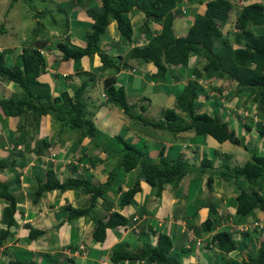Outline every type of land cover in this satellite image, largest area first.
Masks as SVG:
<instances>
[{
    "label": "crops",
    "instance_id": "1",
    "mask_svg": "<svg viewBox=\"0 0 264 264\" xmlns=\"http://www.w3.org/2000/svg\"><path fill=\"white\" fill-rule=\"evenodd\" d=\"M80 1H82L80 4L75 1L70 3L72 8L70 18H77L78 22L71 23L66 17L68 27L65 35L69 45L72 46L83 44L84 35L92 20L85 9L91 12L93 6L97 12L100 6L99 0ZM239 1L241 2L239 5H242L259 0H246V3H243L245 0ZM204 2L205 0L196 3V6L193 5L194 13L203 12ZM261 2L264 3L263 0ZM182 6L179 2L174 8L177 15L175 14L173 19H177V27L180 28L177 33L172 20V30L175 36L184 35L193 18L192 15L188 20L189 24L186 25L183 15L187 13V9L184 14H181ZM126 17L132 29L128 40L120 39L115 22L112 20L101 34L106 35L105 40L99 37L100 46L105 49L106 53L121 56L126 66H120L116 72L112 73L108 71L109 68L101 65L96 54H92L81 57L78 67H75L70 59H61V54L57 50L47 48V39H41L40 41H45L44 46L39 48L45 59V67L38 76V81L47 83L52 95H57L61 91L71 95L81 80L88 79L83 94L85 111L100 133L110 136L121 134L132 143L155 142V145L144 147L151 160L156 161L157 151L162 149L165 157L186 160L194 165V169L175 184L164 185L159 194H155V190L142 180L136 169L125 173L119 172L120 176L113 180L111 189L106 191L102 198L97 197L94 200L88 214L67 219L66 206L87 207L88 194L81 189L64 191L51 189L44 191L33 202L31 197L38 181H45L47 171L51 170L59 181L67 177L80 176L93 183L102 182L107 172L115 165L116 156L112 152L102 151L103 148L89 138L84 137L79 141L78 132L75 129L61 125L60 122H54L50 114L42 115L34 125L25 119L27 113L12 117L5 116L0 111V159H6L4 161L8 164L0 169V181L8 184L16 199L13 214L15 224L8 228L10 235L0 245V264H5L10 260H30L36 264H153L145 259L112 263L109 256L117 247L130 251L140 249L145 243L153 246L157 236L161 233H165L170 238V255L181 264L221 263L225 260L228 264H245L247 255H254L258 243L264 240L263 210L255 207L245 215L235 212L236 183L243 188L248 185L243 183L244 180L241 177L235 181L232 177H224L220 174L224 167L230 168L242 164L244 157L242 158L241 155L247 150L242 146L225 141L218 143L220 146L216 150L213 149V152H217L212 156L206 147L217 146V142L209 136H205L207 139L203 142L204 137L201 140H194L192 138L194 132L191 130L176 133L168 131V134H164L167 130L135 122L120 108L106 101L102 90V80L113 74L115 85L123 88L128 105L133 106L134 109L137 107V112L143 116H149L151 111H156L159 119L163 111L162 106H159L160 98L175 100L171 92L172 86L182 85L185 81L181 80L193 76L190 74V68L196 66L197 63H202V59L200 60L197 54L191 53L194 60L190 65L187 63L185 68H167L168 80L166 82L151 80L150 74L154 69L150 63L127 58L130 48L146 42L142 36L143 13L132 9L126 13ZM149 25L155 32L160 29L156 21L150 20ZM53 30H50L52 34L55 33ZM57 33L58 39L55 40L54 47L56 42L64 39V35ZM222 33L224 36L228 32L222 30ZM34 41L31 42L34 44ZM21 48L18 50L12 48L7 52L0 47L8 67L14 66ZM172 76H176L177 79H173ZM215 79L217 78L208 82L211 85L209 89L212 94L207 89H201L198 95L200 97L202 94L199 109L202 108L204 112L210 114L204 110L205 101L208 105L220 109L222 103L220 104L219 99L215 98L214 92L218 97L223 95L221 96L222 101L225 97L227 101L230 99L228 101L230 104L225 106V112L220 114L221 120L226 121L237 135L243 136L248 150L259 153L263 140L257 135L254 123L264 122V116L260 115L256 105L251 103L252 101L250 102L252 106L249 105V109L243 114L241 110L229 111L232 105L238 103L234 100L233 88L222 86L226 84L225 78H223L224 83L219 85L215 83ZM0 88L5 90L6 95L9 94L10 97L11 95L16 96L19 90L15 83L1 78ZM145 91H149L151 100L145 97L143 94ZM175 102L176 100L173 103L174 111L182 116L183 113L175 107ZM137 103H141L139 105L144 107L143 111L139 110ZM198 112L201 111L198 110ZM147 127L151 130L157 129L158 135L154 138ZM241 128L243 129L242 134L239 133ZM160 135L162 137H158ZM47 150L55 153L51 160L47 156ZM200 153L211 157L212 169L198 170L197 164L202 157ZM11 159L12 163L9 161ZM209 175L211 183L207 186L205 181ZM135 182H138L139 189L132 197V202L120 208L118 206L120 192L131 187ZM108 205L109 210H107ZM3 206L4 201L0 199V218ZM109 211H117L126 219L136 216V220L130 224V227L133 226L135 230H131L130 227L129 230L127 225L107 228L104 239L94 241L91 238L93 226L91 217L104 220ZM205 220L209 223L204 226ZM27 224L39 229L41 233L28 240ZM3 227L4 224L0 220V228ZM219 231H226L229 234L234 243L232 250L225 252L216 247L212 237ZM195 240H201L202 244L195 245Z\"/></svg>",
    "mask_w": 264,
    "mask_h": 264
},
{
    "label": "trees",
    "instance_id": "2",
    "mask_svg": "<svg viewBox=\"0 0 264 264\" xmlns=\"http://www.w3.org/2000/svg\"><path fill=\"white\" fill-rule=\"evenodd\" d=\"M14 1V0H11ZM80 0H72V3ZM201 3L203 0H196ZM180 0H99V11L85 9L90 21L81 46L69 45L65 32L67 30L66 19L62 18L61 27L56 29L64 39L56 42L55 47L61 54V59H70L75 67L83 56L96 54L104 68L116 72L120 66H126L121 56H112L106 53L100 46V35L104 32L107 24L112 20L115 22L116 30L122 41L131 37L132 29L126 13L136 9L143 13L142 23L143 38L146 42L129 49L127 58L150 63L154 71L150 74L153 81L166 82L168 80L167 68H185L188 63L189 54H197L202 59L199 67L192 66L190 74L196 78L215 75L216 78H225L234 84L236 94L244 93L245 98H251L256 105L260 115L264 116V4L250 2L248 4L236 5L234 10L233 26L235 29L230 42L221 31L222 23L233 10L230 0H205V8L202 13L193 16L186 32L182 36H175L172 30V20L176 14L175 6ZM12 3V2H11ZM11 3L9 6H11ZM69 3V2H68ZM92 9V8H91ZM48 12V11H47ZM46 12V14H47ZM41 16V15H40ZM60 21V18L51 21ZM156 21L160 29L155 32L151 30L149 21ZM38 21V20H37ZM256 30V31H255ZM32 46L22 47L17 55L13 67L5 64L3 52L0 51V78L15 83L19 88L14 97H0V111L5 116H18L24 113L29 123L36 125L42 115L50 114L54 120L61 125L78 132V140L86 137L96 145L102 146L107 153L116 156L115 165L107 172L102 182H90L83 177H67L62 181L57 180L54 173L47 171L45 181H38L36 189L32 193L31 200L35 202L44 191L56 189L64 191L67 189H81L89 196V204L84 208H72L66 206L67 219L86 215L90 212L94 200L103 197V194L111 189L110 183L116 178L117 172H129L136 169L142 180L159 194L166 184H175L188 172H192L194 165L179 158H167L162 149L157 151L158 159L151 160L142 147L137 143L126 140L121 134L105 135L100 133L94 126L93 121L86 115L83 94L88 79H83L76 86L71 95L61 91L52 95L47 83L38 81V76L44 71L45 59L39 48L44 46V40L35 38ZM218 42V47L214 43ZM177 79L176 76H172ZM102 90L108 103L120 108L122 112L135 122L151 126L153 128L165 129L171 133L191 130L195 135L209 136L217 143L228 142L242 146L243 136L237 135L228 126L226 121L219 119L214 114L204 111L198 112L200 102L197 100L201 88L194 81L187 80L182 85L172 86L171 92L175 97V107L183 113L178 115L173 109L162 111V120L159 122L144 118L140 112H134L133 106L127 104L125 93L121 86L115 85L113 74L102 80ZM251 102V103H252ZM139 110L144 107L139 105ZM248 129V127H247ZM257 135L262 138L263 145L259 153L251 152L249 159L242 164L233 167H224L220 174L224 177H232L235 181L242 178L248 187H241L236 183L237 194L235 196V212L241 215L250 213L255 207L264 211V122L254 123ZM99 133V138L95 135ZM141 143V142H140ZM0 159V169L8 165ZM211 157H202L198 161V170L212 169ZM12 163V159L9 160ZM110 180V181H109ZM211 176H207L205 184L209 186ZM138 182L120 192L118 206L124 207L132 202V197L138 191ZM0 199L4 201L1 210L0 245L10 235L8 228L15 224L13 214L16 199L7 183L0 181ZM109 205L107 210H109ZM93 226L91 238L94 241L104 239L105 229L124 225L126 218L117 211H109L107 217H91ZM208 220H205V226ZM27 239H33L41 233L39 229L28 225ZM212 240L216 247L222 251L234 248L229 234L219 231ZM171 240L165 233L157 236L156 243L151 246L145 243L140 249L126 250L114 248L110 254V261L142 260L154 264H181L170 255ZM5 264H36L34 261L10 260ZM208 264H228L213 262ZM245 264H264V240L258 243L254 255H247Z\"/></svg>",
    "mask_w": 264,
    "mask_h": 264
},
{
    "label": "rangeland",
    "instance_id": "3",
    "mask_svg": "<svg viewBox=\"0 0 264 264\" xmlns=\"http://www.w3.org/2000/svg\"><path fill=\"white\" fill-rule=\"evenodd\" d=\"M88 1L91 2L92 0H88ZM230 1L233 4V10H232V12H230L231 14L227 18L225 24H223L221 26V31L222 30H226L228 32L226 37H227V39L230 42H232V35L235 32V29H234V26H233V17H234V13H235L234 10H237V6L236 5H239L241 2L239 0H230ZM71 2H72V0H14V1H11V0H0V47L4 48V50H6L7 52L9 50L11 51L12 48H16L18 50V48H21L23 46L27 47L28 45H32L33 43L31 41L33 39H35V38H38V39H47L46 41H47L48 44L46 45V47L49 48L50 50L55 49V50H57L59 52V50L56 47L53 46L54 43H55V40L58 39V37H57L58 30H55V29H58V28L61 27L62 18L66 19V17H67V19L71 23H74V24L78 22L77 18H70L69 14H70V12L72 10L71 5H70ZM80 2H82V1H79L78 4H80ZM246 2L247 1L245 0L243 3H246ZM255 2L262 3L261 0L255 1ZM10 3H11V6H9ZM180 3L183 5L182 7H184V8L187 7L186 8L187 9V13L185 15H183V20L186 22V25H188L189 24L188 20L190 19V17L192 15L194 16L196 14V13H194L193 5L196 6L197 1L196 0H180ZM92 9H93V11L97 10L93 6H92ZM46 12H47V14H46ZM176 17H178V16H176ZM57 18H60V21H56V20L53 21V22L51 21L52 19H57ZM176 20L177 19H173V21H174V29H175V31L177 33H179L180 28L177 27L178 22ZM72 25H70V27ZM50 30L55 31V33L53 32L54 34H52V32H50ZM105 36L106 35L103 34V35L100 36V38L105 40ZM60 39H61V37H60ZM213 45H214V47H218L219 43L215 42ZM190 56L188 58V64L189 65L194 60V58L192 57V54H190ZM200 64L201 63H197L196 66L199 67ZM108 71H111V70L108 69ZM212 77L215 78V75H211L210 77L207 76L204 79H198V78H196L194 76H188V79L181 80V81L182 82L183 81H187V80L194 81V82H196V84L201 89H205V90L207 89L209 91V93L212 94L211 90L209 89V87H211V85L209 83L211 81H214V78H212ZM215 83H217L218 85L221 84V83H224L223 78L215 79ZM222 86H224V87H226V86L227 87H229V86L232 87L233 88V93H234L233 97H235L234 100H236L238 102L236 105H232L233 107L229 108L228 109L229 111L235 112L237 110H241V113L243 114V113H245V111L247 109H249V105L252 106V104L250 103L251 102V100H250L251 98L250 97L248 99H244L245 98V94L243 92L236 94V92L234 90V87H235L234 84H232L231 82H228L226 80V84H224ZM143 94L145 95V97H149V99L151 100V96H149V91H145ZM8 96H9V94L6 95V91L5 90L3 91L0 88V97H8ZM214 96H215V98L219 99L218 102L220 104L222 103L220 109H217V107H213L211 105H208L206 103V101H205L204 110L210 112V114L216 115L217 117H219V119H221L222 117H221L220 114L222 112H225V106H228L230 104L228 102L230 99L227 101V98L225 97V100L223 99V101H222V97L221 96H223V95H220L218 97L215 94V92H214ZM237 98H238L239 101L237 100ZM171 99L173 100V98H171ZM201 99H202V94H201L200 97L197 98V100L199 101ZM160 100H161V103L159 104V106H162L161 109H163V110H165V109H173L174 110L173 103H174L175 100H173V103H171L172 100H170V98H166V97H161ZM139 104H141V103H137V105H139ZM142 104L145 105V103H142ZM232 104H233V102H232ZM199 110L203 111L202 108L199 109ZM133 111L137 112L138 111L137 107L135 109H133ZM158 115L159 114L156 111H151L149 116H147V115H145V116L142 115V116L148 118V120H154V121L159 122V119L162 118V115H161V117H159V119H158ZM181 115H183V114H181ZM54 122H56V120H54ZM148 130L150 131V133L152 132L151 134L153 135L154 138L158 135L157 134L158 132L156 130H151L149 128H148ZM242 130H243L242 128L239 129V133L242 134ZM98 134L99 133H97L95 135L97 138H99ZM164 134H168V131L167 132L165 131ZM164 134H163V137H165ZM243 134H244V131H243ZM158 137H162V135H160ZM192 138L194 140H201L202 139L201 136H198V135H195V134H193ZM206 139L207 138L204 136V141L203 142H206ZM203 142H201V145H203ZM138 144L145 151V148L147 146L150 147L152 145H155V142H152V143H140L139 142ZM38 145H40V144H38ZM98 146L102 147V146H106V144H102L101 143ZM218 146H220V144L217 143V146L209 145L208 147H206V149H207V151H209L211 153L212 156H214L217 151L213 152L214 151L213 149L216 150ZM232 148L234 149L235 147H232ZM49 151H50V153L53 154L52 157H54L55 153H53L51 150H49ZM12 152H14V150H12ZM250 153H251L250 151H247V152L244 151V153L241 155L242 158L244 157L243 161H246V160L249 159ZM200 154H202V153H200ZM199 157H201V155H199ZM43 159H44V157H43ZM197 166H198V164H197ZM235 166H237V165H235ZM196 169L197 168H195V170ZM206 169L207 168H205V170ZM119 176L120 175L117 172L116 177L119 178ZM111 183H110V186H111ZM243 183L247 184L246 181H244Z\"/></svg>",
    "mask_w": 264,
    "mask_h": 264
},
{
    "label": "built area",
    "instance_id": "4",
    "mask_svg": "<svg viewBox=\"0 0 264 264\" xmlns=\"http://www.w3.org/2000/svg\"><path fill=\"white\" fill-rule=\"evenodd\" d=\"M181 12H182V13L185 12V9H184L183 7H181ZM40 53H41V51H40ZM41 54H42V53H41ZM52 156H53V154L50 153V157H52ZM134 220H136V216H133V217H131V218H129V219L126 220V225H127V228H128V229H129V227H130L131 222H133ZM130 229H131V230H135V228H134L133 226H131ZM130 229H129V230H130ZM195 243L198 245V244H200V241L197 240Z\"/></svg>",
    "mask_w": 264,
    "mask_h": 264
},
{
    "label": "clouds",
    "instance_id": "5",
    "mask_svg": "<svg viewBox=\"0 0 264 264\" xmlns=\"http://www.w3.org/2000/svg\"><path fill=\"white\" fill-rule=\"evenodd\" d=\"M183 8H184V7H183ZM184 9H186V8H184ZM180 10H181V8H180ZM185 11H186V10H185ZM181 13H182V12H181ZM184 13H185V12H184ZM184 13H182V14H184ZM47 152H48V158L51 160L52 157H50V151L47 150ZM50 160H49V161H50ZM108 213H109V212H108ZM126 220H127V219H126ZM124 225H126V223H125ZM120 226H123V225H120ZM120 226H119V227H120ZM115 227H118V226H115ZM115 227H113V228H115ZM106 229H107V228H106ZM196 241H197V240H195V242H196ZM198 241H200V244H198V245H201V244H202V241H201V240H198ZM214 242H215V240H214ZM215 243H216V242H215ZM195 245H197V244L195 243Z\"/></svg>",
    "mask_w": 264,
    "mask_h": 264
}]
</instances>
